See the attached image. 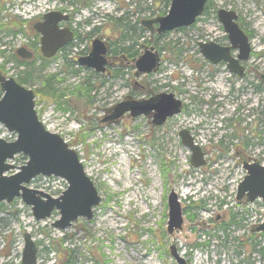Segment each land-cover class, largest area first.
Returning a JSON list of instances; mask_svg holds the SVG:
<instances>
[{
    "label": "rangeland",
    "instance_id": "obj_1",
    "mask_svg": "<svg viewBox=\"0 0 264 264\" xmlns=\"http://www.w3.org/2000/svg\"><path fill=\"white\" fill-rule=\"evenodd\" d=\"M171 3L0 0V71L36 93L40 120L78 152L101 197L91 219L80 217L65 230L53 227L59 219L56 212L37 221L21 198L2 203L0 264H23L25 233L41 244L39 264H57L55 252L47 250L65 237L64 245L73 251L70 264H177L172 246L188 264H264V233L256 230L264 221V202L237 200L246 175L242 161L264 165V0H208L194 25L164 34L143 25L166 16ZM219 10L235 12L250 37L253 54L245 63L244 79L225 62L212 64L200 53V43L230 45ZM51 11L70 14L61 27L74 30L75 39L46 59L34 25ZM96 39L107 42L110 56L117 58L113 76L78 63ZM21 47L34 57L19 58ZM145 48L158 52L161 64L157 72L137 76L135 60ZM136 82L151 94H174L183 102L181 113L162 126L146 116L105 121L126 96L148 98ZM182 130L201 147L203 166L191 164ZM0 137L14 141L16 135L0 124ZM26 162L17 155L11 164L21 167ZM133 175L125 188V179ZM29 187L56 198L67 183L39 177ZM171 192L178 196L184 220L183 228L172 234Z\"/></svg>",
    "mask_w": 264,
    "mask_h": 264
},
{
    "label": "water",
    "instance_id": "obj_2",
    "mask_svg": "<svg viewBox=\"0 0 264 264\" xmlns=\"http://www.w3.org/2000/svg\"><path fill=\"white\" fill-rule=\"evenodd\" d=\"M208 0H172L171 8L166 16L143 22L152 33L164 34L181 28H187L196 23L205 9ZM218 18L223 24L230 40V46H220L209 42L200 43V53L212 64L228 63L231 73L240 78L245 76L243 62L251 58L252 47L249 37L237 23L238 16L233 11L219 10ZM70 16L61 11L46 13L42 20L34 25L40 35V51L45 58H53L62 48L74 39L70 27H61L68 23ZM232 50H238L237 57L231 55ZM108 48L101 39L92 43L89 55L81 57L78 63L82 67L104 73L107 63ZM22 59H31L33 53L24 47L17 50ZM160 56L153 48H146L144 55L135 61L137 75H149L157 72L160 66ZM264 83V75L261 76ZM0 124L16 134V139L9 142L0 138V205L12 203L21 198L25 205L32 208L37 221L47 220L56 212L60 216L53 223L58 230L71 227L80 217L91 219L93 207L101 202L98 190L87 175L84 164L78 152L72 148L61 135L52 133L41 122L36 111L33 90L20 85L14 78H8L0 71ZM183 102L172 93H159L144 100H126L117 104L105 121H116L125 114L131 117L153 116V124L162 126L166 121L181 113ZM183 145L192 152L191 164L201 167L205 162V154L195 143L188 130L179 133ZM17 155L27 157V162L21 167L11 164ZM247 174L240 183L237 200L247 196L248 202L261 199L264 202V165L260 162L244 163ZM13 174L8 175L10 171ZM60 178L67 183V188L59 197H53L43 191L31 189L29 185L37 177ZM169 221L168 232L183 228V216L178 196L171 192L168 198ZM257 232L264 233V221L257 227ZM23 264H38V245L31 234L24 235ZM171 255L177 264H188L179 255L175 246L171 247Z\"/></svg>",
    "mask_w": 264,
    "mask_h": 264
},
{
    "label": "flooded vegetation",
    "instance_id": "obj_3",
    "mask_svg": "<svg viewBox=\"0 0 264 264\" xmlns=\"http://www.w3.org/2000/svg\"><path fill=\"white\" fill-rule=\"evenodd\" d=\"M205 8H206V6H205ZM204 12H205V9H204ZM238 20V19H237ZM237 23L239 24V22L237 21ZM240 26V25H239ZM240 28L243 30V28L240 26ZM225 29V28H224ZM244 31V30H243ZM245 33V32H244ZM246 34V33H245ZM247 35V34H246ZM248 36V35H247ZM249 37V36H248ZM229 38V37H228ZM74 39H75V32H74ZM249 39H250V37H249ZM74 40H72L70 43H68V45H70V44H72V42H73ZM93 43V42H92ZM250 43H251V40H250ZM67 45V46H68ZM106 45H107V48H108V52H107V55H106V59H107V63H106V65H105V71H104V73H101V74H106V75H108L109 77L110 76H113V72H112V67L116 64V62L115 61H117V58L116 57H113V56H110V54H109V51H110V48H109V44L106 42ZM221 46V45H220ZM228 47V46H230V45H223V47ZM66 48V47H65ZM64 48V49H65ZM91 52V49H90V51L88 52V54ZM236 52H238L237 54H236ZM238 54H239V51L238 50H232L231 51V55L233 56V57H237L238 56ZM252 54H253V50H252V53H251V57H252ZM161 59V58H160ZM136 61V60H135ZM247 62V61H246ZM246 62H243L242 63V65L244 66V68H245V76L243 77V78H240V79H244L245 77H247V75H248V73H247V67H246V65H245V63ZM221 63V62H220ZM226 63V62H225ZM226 66H227V68H228V63H226ZM82 68H85V67H82ZM85 69H88V68H85ZM229 70V69H228ZM136 75H137V73H136ZM120 76H122V74H120ZM138 76V75H137ZM139 76H142V75H139ZM116 77V76H115ZM136 86L137 87H140L144 92H145V96H148V98H150V96H152V95H155V94H158V93H154V94H151V91L150 90H148V87L147 86H144V85H142V82H136ZM150 95V96H149ZM144 96V95H143ZM141 97V100H144V99H148V98H144V97ZM144 98V99H143ZM126 100H134L132 97H127L126 96V98L123 100V101H126ZM140 101V100H139ZM126 115H129V114H126ZM130 116V115H129ZM148 118H153V116H152V114L150 115V116H148ZM154 120V119H153ZM153 120H152V124H153ZM154 125V124H153ZM206 162V161H205ZM253 163V162H256V161H251V160H243L242 161V166H243V169L245 170V168H244V163ZM262 164V163H261ZM245 172H246V174H247V171L245 170ZM246 176V175H245ZM245 178V177H244ZM243 178V179H244ZM241 183V182H240ZM240 202H243V203H245V202H248V199H247V196H244L243 197V199L242 200H240ZM257 229V228H256Z\"/></svg>",
    "mask_w": 264,
    "mask_h": 264
},
{
    "label": "trees",
    "instance_id": "obj_4",
    "mask_svg": "<svg viewBox=\"0 0 264 264\" xmlns=\"http://www.w3.org/2000/svg\"><path fill=\"white\" fill-rule=\"evenodd\" d=\"M20 84H22V83H20ZM85 87H86V92L91 91V88H88L86 85H85ZM67 239H68L67 237L60 239V243L58 246L53 245V247L51 249L47 250V251H54L55 252V254L57 256V261H56L57 264H70L71 259H73V256H72L73 251L64 245L65 241H67ZM51 241L53 242V240H51ZM38 245H41V244L38 243Z\"/></svg>",
    "mask_w": 264,
    "mask_h": 264
},
{
    "label": "bare ground",
    "instance_id": "obj_5",
    "mask_svg": "<svg viewBox=\"0 0 264 264\" xmlns=\"http://www.w3.org/2000/svg\"><path fill=\"white\" fill-rule=\"evenodd\" d=\"M122 176H123V175H122ZM135 178H136V176H134V175H133V176H130L128 179L126 178L125 181H124V187L126 188V186H128V183L130 182V180H131V179H135ZM156 184H158V183L156 182ZM185 185H187V184L185 183ZM153 189H155V187H153L152 190H153ZM137 192H138V191H137Z\"/></svg>",
    "mask_w": 264,
    "mask_h": 264
}]
</instances>
